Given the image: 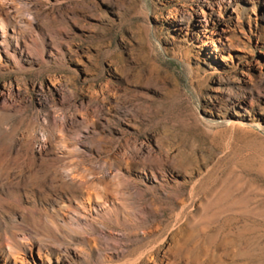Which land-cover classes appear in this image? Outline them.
<instances>
[{
	"label": "rangeland",
	"instance_id": "1",
	"mask_svg": "<svg viewBox=\"0 0 264 264\" xmlns=\"http://www.w3.org/2000/svg\"><path fill=\"white\" fill-rule=\"evenodd\" d=\"M0 264H264V0H0Z\"/></svg>",
	"mask_w": 264,
	"mask_h": 264
},
{
	"label": "bare ground",
	"instance_id": "2",
	"mask_svg": "<svg viewBox=\"0 0 264 264\" xmlns=\"http://www.w3.org/2000/svg\"><path fill=\"white\" fill-rule=\"evenodd\" d=\"M40 150V149H39ZM9 246V245H8Z\"/></svg>",
	"mask_w": 264,
	"mask_h": 264
}]
</instances>
